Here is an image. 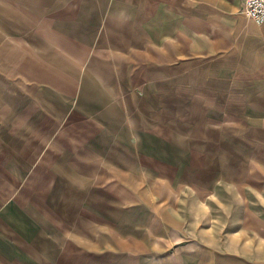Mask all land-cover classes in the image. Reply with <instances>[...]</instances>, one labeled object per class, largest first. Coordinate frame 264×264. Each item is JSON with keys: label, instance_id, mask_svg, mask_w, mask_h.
<instances>
[{"label": "rangeland", "instance_id": "1", "mask_svg": "<svg viewBox=\"0 0 264 264\" xmlns=\"http://www.w3.org/2000/svg\"><path fill=\"white\" fill-rule=\"evenodd\" d=\"M242 1L0 0V264H264Z\"/></svg>", "mask_w": 264, "mask_h": 264}, {"label": "built area", "instance_id": "2", "mask_svg": "<svg viewBox=\"0 0 264 264\" xmlns=\"http://www.w3.org/2000/svg\"><path fill=\"white\" fill-rule=\"evenodd\" d=\"M243 15L257 25H264V0H244Z\"/></svg>", "mask_w": 264, "mask_h": 264}, {"label": "crops", "instance_id": "3", "mask_svg": "<svg viewBox=\"0 0 264 264\" xmlns=\"http://www.w3.org/2000/svg\"><path fill=\"white\" fill-rule=\"evenodd\" d=\"M243 4H244V0L242 1V9H243ZM250 20V19H249ZM253 22V21H252ZM254 23V22H253ZM257 59H262L263 57L258 55L256 56ZM217 74H219V72H216ZM230 74L233 73V71H230L229 72ZM233 84V83H232ZM232 84L229 83V82H222V81H219V84H213V87L215 88V90H217L218 92L220 91H231V90H238V89H232V88H228V86L232 87ZM217 85V87H215ZM255 86V84L253 85ZM249 90H253V91H262L263 93H257V94H253V98L252 100H254V102H261L263 105H264V82H262L258 87L256 88H252V89H249ZM246 167H244V164H241L240 168L239 166H236V169L238 171L240 170H244ZM243 181V180H242ZM246 185V183H244ZM248 185V183H247ZM241 190H244V189H241ZM239 192V191H238ZM239 193H242V192H239ZM264 194V191L262 190L259 195H262Z\"/></svg>", "mask_w": 264, "mask_h": 264}]
</instances>
